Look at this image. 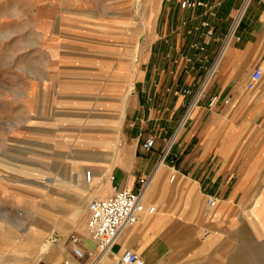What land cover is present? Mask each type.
Instances as JSON below:
<instances>
[{
  "label": "rangeland",
  "instance_id": "rangeland-1",
  "mask_svg": "<svg viewBox=\"0 0 264 264\" xmlns=\"http://www.w3.org/2000/svg\"><path fill=\"white\" fill-rule=\"evenodd\" d=\"M158 1L0 0V264H93L98 251L86 224L88 201L99 196L94 181L105 182L98 172L109 167L114 186L117 156L134 142L143 150L147 136L138 86ZM256 92L246 94L256 113L241 122V153L227 183L193 199L203 240L179 251L181 237L174 264H264V75ZM81 167L91 189L75 180ZM72 235L94 248L77 258Z\"/></svg>",
  "mask_w": 264,
  "mask_h": 264
},
{
  "label": "crops",
  "instance_id": "crops-1",
  "mask_svg": "<svg viewBox=\"0 0 264 264\" xmlns=\"http://www.w3.org/2000/svg\"><path fill=\"white\" fill-rule=\"evenodd\" d=\"M191 1L195 5L182 8L180 0H159L148 17L138 87L143 130L155 142L149 151L134 142L119 153L114 186L136 190L139 178H146L143 202L155 210L143 212L134 225L122 230L110 252L116 259L124 249H132L143 264H174L180 245L182 251L191 239L196 247L202 242L200 208L195 209L193 199L216 194L222 187L213 191L214 186L227 183V172L241 153V122L253 120L256 113L257 103L246 94L257 93L259 81L247 88L255 67L264 75V0H250L238 18L244 0ZM214 63L205 97L160 161L200 78ZM211 95L217 99L209 106ZM171 169L177 173L174 180H169ZM112 188L110 181L111 192ZM167 232L185 237L183 243L174 244ZM80 245L83 250L94 248L86 236Z\"/></svg>",
  "mask_w": 264,
  "mask_h": 264
},
{
  "label": "built area",
  "instance_id": "built-area-1",
  "mask_svg": "<svg viewBox=\"0 0 264 264\" xmlns=\"http://www.w3.org/2000/svg\"><path fill=\"white\" fill-rule=\"evenodd\" d=\"M250 0H244L242 7L247 6ZM195 5L194 1L191 0H181L180 6L182 8ZM241 7V8H242ZM241 8L238 14L241 11ZM237 14V16H238ZM241 14V13H240ZM240 16V15H239ZM228 38L224 41L225 44L228 42ZM224 44V45H225ZM216 63L210 66L209 70L206 72L203 80L200 82L197 90L192 95L191 99L185 106L184 112L178 122L175 131L172 133L170 139L161 152L160 160H162L170 149V146L176 137L178 131L183 127L188 116L190 115L193 108L198 104V102L205 96V90L208 80L211 78ZM209 75V76H208ZM262 76V68L257 66L250 75L247 81V88L253 89L257 82ZM217 99V95L209 96L208 105H212ZM227 102V100H225ZM173 137V138H172ZM173 139V140H172ZM155 142L154 136H147L141 141V148L145 151L152 149ZM169 142H171L169 144ZM169 144V145H168ZM174 170V169H173ZM175 170L171 174L169 180H173L175 176ZM87 178L90 176V172L87 171ZM140 186L136 190L122 189L113 186L112 192L106 196H95L88 201V218L86 224V230L90 239L94 242L95 248L99 253L107 252L110 253L113 246L118 239V236L122 230L126 227L134 225L143 212L153 213L155 210L154 205L146 206L142 200L143 192L147 183L146 178H139ZM216 197L209 196L208 205H214ZM71 242L74 244L73 253L77 258H83L85 251L79 246V238L77 236H71ZM118 261L124 264H143L142 257L132 249H124L118 255ZM64 264H69L65 261Z\"/></svg>",
  "mask_w": 264,
  "mask_h": 264
},
{
  "label": "bare ground",
  "instance_id": "bare-ground-1",
  "mask_svg": "<svg viewBox=\"0 0 264 264\" xmlns=\"http://www.w3.org/2000/svg\"><path fill=\"white\" fill-rule=\"evenodd\" d=\"M243 10H244V6L241 8V11H240V13H241V15H242V13H243ZM240 13L238 14V16L240 15ZM238 16H237V18H238ZM234 26H235V24H234ZM234 26H233V28L231 29V33H232V31H233V29H234ZM234 32V31H233ZM231 33H230V35H231ZM263 96V95H262ZM259 101V100H258ZM173 138V137H172ZM173 140V139H172ZM171 142H169V144H170ZM168 144V145H169ZM161 163V162H160ZM159 168V167H158ZM77 174H76V182H78V183H83L84 182V184L86 185V186H88V188L89 189H91V185H90V183L89 182H91L92 181V176L90 175L89 176V178H87V176L85 175L86 174V170H84V168L83 167H81L77 172H76ZM99 174H102V176H104V177H107L108 179L105 181V182H103L102 184L100 183V181H101V178L100 179H98V180H95L94 181V184H93V186H95V187H98V195L100 196V193H104L106 190L108 191V193L110 192L111 193V189H110V180H109V177H108V174H109V167H108V169L107 170H103V171H100V172H98ZM82 174H83V176L84 177H82ZM155 177V176H154ZM153 178V177H152ZM83 179H84V181H83ZM148 181H150V180H148ZM123 183V182H122ZM151 183H152V181H151ZM150 184V183H149ZM85 186V187H86ZM150 186V185H149ZM87 188V189H88ZM149 189H151V187L149 188ZM85 190V189H84ZM151 191V190H150ZM148 193V192H147ZM152 193V192H151ZM107 195V194H106ZM147 195L148 194H146V198H147ZM101 196H105V195H101ZM146 198H144V200L146 199ZM156 199V198H155ZM142 200H143V198H142ZM51 201V200H50ZM257 203V202H256ZM255 203V205H257ZM147 205V204H146ZM218 205V204H217ZM258 206V205H257ZM160 207V206H159ZM211 206H207L206 207V210L207 211H209V210H211ZM251 212V211H250ZM49 213V212H48ZM80 213V208H78L77 210H76V212H75V215H78ZM45 217V216H44ZM126 230V229H125ZM168 233V232H167ZM31 234V233H30ZM88 234V233H87ZM168 235V237L174 242V244H175V242H178L179 240H180V238H177L176 239V237L174 238V237H172V234H167ZM209 236H210V234H208ZM216 235H211V238L209 239V242L210 243H213L215 240H216ZM29 238V237H28ZM32 238V240L31 241H35L34 239L36 238L35 236H33V237H31ZM209 238V237H208ZM218 239V238H217ZM117 241V240H116ZM209 243V244H210ZM208 244V245H209ZM47 246L44 244V245H41L40 246V252H42V253H44V252H48L47 251ZM66 249H65V247H62V250H61V252L62 253H59V255H58V258H61L62 257V255L64 254V251H65ZM60 251V250H59ZM95 258H94V261H93V264H110L111 263V260L109 259V256H108V253L107 252H102V253H97V255H95L94 256ZM57 258V259H58ZM56 259V258H55ZM115 260V259H114ZM71 262V264H79V262L78 261H75V262H73V261H70V260H68V263H70Z\"/></svg>",
  "mask_w": 264,
  "mask_h": 264
}]
</instances>
